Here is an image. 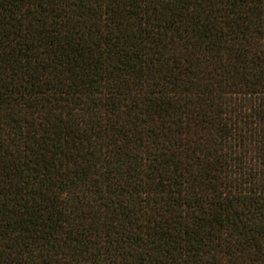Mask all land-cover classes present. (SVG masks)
I'll use <instances>...</instances> for the list:
<instances>
[{
	"label": "trees",
	"instance_id": "trees-1",
	"mask_svg": "<svg viewBox=\"0 0 264 264\" xmlns=\"http://www.w3.org/2000/svg\"><path fill=\"white\" fill-rule=\"evenodd\" d=\"M0 264H264V0H0Z\"/></svg>",
	"mask_w": 264,
	"mask_h": 264
}]
</instances>
